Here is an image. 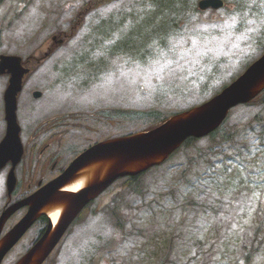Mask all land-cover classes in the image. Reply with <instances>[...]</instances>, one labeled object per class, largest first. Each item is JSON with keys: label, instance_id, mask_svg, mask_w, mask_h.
Wrapping results in <instances>:
<instances>
[{"label": "rangeland", "instance_id": "rangeland-1", "mask_svg": "<svg viewBox=\"0 0 264 264\" xmlns=\"http://www.w3.org/2000/svg\"><path fill=\"white\" fill-rule=\"evenodd\" d=\"M100 1L0 0V55L33 58L18 98L22 141L50 143L66 160L114 134L108 123L119 129L137 113L167 116L202 103L264 49V0L203 11L199 0ZM6 84L0 76V138ZM230 112L213 139L140 176L138 191L116 181L45 264H264V94ZM38 148L26 146L22 169ZM22 240L3 264L24 253Z\"/></svg>", "mask_w": 264, "mask_h": 264}, {"label": "water", "instance_id": "water-1", "mask_svg": "<svg viewBox=\"0 0 264 264\" xmlns=\"http://www.w3.org/2000/svg\"><path fill=\"white\" fill-rule=\"evenodd\" d=\"M221 0H200L201 10L218 9ZM28 72L21 67L18 57H1L0 74H9L4 94L7 131L0 143V169L9 161L13 167L22 156L19 127L16 122V97L23 76ZM264 88V52L248 69L219 95L199 107L176 114L150 131L105 140L78 155L54 180L22 201L8 207L0 216V234L6 220L19 208L28 207L25 216L0 238V264L5 255L19 241L27 229L42 215L59 211L55 224L47 228L15 264H43L79 212L119 178L134 177L152 166L162 163L187 138H199L212 132L225 118L228 110L249 102ZM39 94L35 93L37 97ZM83 181L77 191L66 188ZM11 171L8 191L14 186Z\"/></svg>", "mask_w": 264, "mask_h": 264}, {"label": "flooded vegetation", "instance_id": "flooded-vegetation-1", "mask_svg": "<svg viewBox=\"0 0 264 264\" xmlns=\"http://www.w3.org/2000/svg\"><path fill=\"white\" fill-rule=\"evenodd\" d=\"M23 135H24V131L22 132V136ZM23 140H24L23 142L24 147L27 145L31 146L32 152H33V149H36L39 146L38 158H36V160H33L32 158H30V162L35 163V164L34 165L30 164L25 170L22 169V164H23L22 160L19 164L16 165L15 167V176H16L15 187L11 191L10 195H8V193L5 191V200L3 202L2 209H5L7 206L30 195L35 190H37L40 186H42L43 184L55 178L58 174H60V172L64 168L63 166L64 163L62 162V160H64V157H62L60 154L55 155L54 154L55 150H53L50 143L49 144H44V142L37 143V140H36L28 144L29 142L28 138L27 139L23 138ZM38 140H42V137L39 138ZM42 157H44L43 160H42ZM11 167H12L11 163H8L0 171L2 175V179L4 181L5 190H6V185H7L8 173ZM26 180H28V182L25 184ZM23 210L25 212L26 208ZM42 222H43L42 219L39 222H36L30 228V230H28L27 235L29 236V233L35 234L36 232L35 230H37L41 226ZM37 225H40V226L38 227ZM35 239L36 237L33 236L31 239H29V241L26 239L23 241H26V244L28 245L31 242L33 243Z\"/></svg>", "mask_w": 264, "mask_h": 264}, {"label": "trees", "instance_id": "trees-1", "mask_svg": "<svg viewBox=\"0 0 264 264\" xmlns=\"http://www.w3.org/2000/svg\"><path fill=\"white\" fill-rule=\"evenodd\" d=\"M114 0H101L100 2L102 3H110ZM0 45H1V33H0ZM167 117L163 116L161 113L159 112H143V113H137L136 115L130 116L128 118H126L124 121L121 122V127L119 129H114V128H110V125L108 123V127L112 130V132L114 134L112 135H107L106 139L111 138V137H119V136H126V135H131L137 132H140L142 130H147V129H151L155 126H157L158 124H160L161 122H163ZM125 125V126H124ZM124 126V127H123ZM123 127L122 131L121 128ZM218 135L217 131L212 132L209 135L210 139H213L215 136ZM196 139L190 138L188 139L183 146L181 147L182 149H184L183 147L188 146L190 144H192L193 142H195ZM143 175V174H141ZM141 175L135 176V177H130L126 179V184L129 187L133 188V191H138L136 186L139 180V177ZM43 222L45 221V219H42ZM11 264V263H9Z\"/></svg>", "mask_w": 264, "mask_h": 264}, {"label": "bare ground", "instance_id": "bare-ground-1", "mask_svg": "<svg viewBox=\"0 0 264 264\" xmlns=\"http://www.w3.org/2000/svg\"><path fill=\"white\" fill-rule=\"evenodd\" d=\"M83 181H77L76 183L68 186L66 190L68 191H77L82 187ZM59 215V211H55L52 213H49V218L52 221V223H55L57 221Z\"/></svg>", "mask_w": 264, "mask_h": 264}]
</instances>
